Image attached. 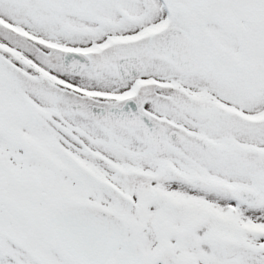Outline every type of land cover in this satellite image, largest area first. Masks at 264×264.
<instances>
[{
	"label": "snow or ice",
	"instance_id": "1",
	"mask_svg": "<svg viewBox=\"0 0 264 264\" xmlns=\"http://www.w3.org/2000/svg\"><path fill=\"white\" fill-rule=\"evenodd\" d=\"M0 264H264V0H0Z\"/></svg>",
	"mask_w": 264,
	"mask_h": 264
}]
</instances>
